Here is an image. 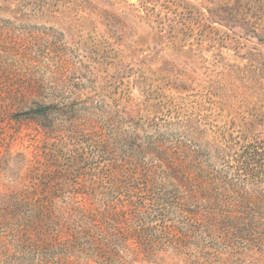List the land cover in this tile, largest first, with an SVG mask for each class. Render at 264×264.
Listing matches in <instances>:
<instances>
[{"label":"rangeland","instance_id":"rangeland-1","mask_svg":"<svg viewBox=\"0 0 264 264\" xmlns=\"http://www.w3.org/2000/svg\"><path fill=\"white\" fill-rule=\"evenodd\" d=\"M0 264H264V0H0Z\"/></svg>","mask_w":264,"mask_h":264}]
</instances>
